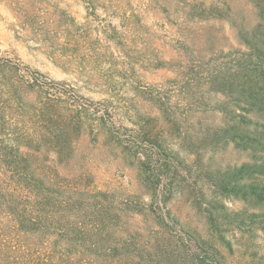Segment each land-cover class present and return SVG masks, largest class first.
Listing matches in <instances>:
<instances>
[{"label":"rangeland","instance_id":"374dc122","mask_svg":"<svg viewBox=\"0 0 264 264\" xmlns=\"http://www.w3.org/2000/svg\"><path fill=\"white\" fill-rule=\"evenodd\" d=\"M0 82L9 139L93 192L150 211L155 153L171 215L140 240L264 264V0H0Z\"/></svg>","mask_w":264,"mask_h":264},{"label":"trees","instance_id":"16d2710c","mask_svg":"<svg viewBox=\"0 0 264 264\" xmlns=\"http://www.w3.org/2000/svg\"><path fill=\"white\" fill-rule=\"evenodd\" d=\"M240 68H235L236 76ZM224 71L218 80L227 79ZM231 85L235 87L234 82ZM1 87L9 90V84L0 82V264H135V260L139 264H209L198 243L178 248L175 255L160 248L158 236L147 242L139 239L142 229L135 223L137 217L147 215L160 227L171 215L164 213L170 197L158 193L155 153L147 157L156 191L150 211L137 197L93 192L84 181L61 177L48 164L34 160V152L42 153L48 135L32 137L36 148L33 140L22 146L18 138L9 139L2 127L14 117L5 112L10 108ZM227 95L232 101L228 107L238 108L234 88ZM227 118L224 140L229 143L237 133L234 111ZM57 153L64 158L66 150L60 147Z\"/></svg>","mask_w":264,"mask_h":264}]
</instances>
